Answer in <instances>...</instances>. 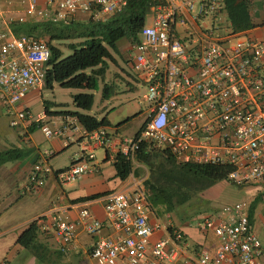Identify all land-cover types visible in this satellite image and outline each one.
<instances>
[{"label": "built area", "instance_id": "2783aa9c", "mask_svg": "<svg viewBox=\"0 0 264 264\" xmlns=\"http://www.w3.org/2000/svg\"><path fill=\"white\" fill-rule=\"evenodd\" d=\"M34 19L65 21L78 13L104 19L122 13L127 0H21ZM141 31L132 45L131 67L146 84L142 97L147 117L133 137L120 136L107 128L94 131L72 123L50 124L17 105L29 92L44 86L52 51L45 37L15 36L0 31V101L10 125L28 135L37 125L48 139L81 132V152L62 170L48 163L53 155L44 150L32 167L26 191L34 194L50 174L61 185L99 172L95 149L117 156L132 165L130 182L105 198V221L84 206L78 220H71L65 207L50 209L53 234L62 252L73 247L78 229L98 235L106 226L115 234L100 236L89 252L97 264H183L186 245L179 229L150 223L154 208L144 181L136 170L143 144L168 149L182 163L230 167L227 181L236 186L264 185V39L247 31L236 32L222 0H152ZM19 21H24L21 17ZM78 120V119H77ZM75 123V122H74ZM145 168V167H144ZM251 220L247 202L227 205L198 223L218 240L213 253L200 248L195 264H264V233ZM264 231V221L261 223ZM165 238L152 242L158 231Z\"/></svg>", "mask_w": 264, "mask_h": 264}, {"label": "crops", "instance_id": "0c3cea01", "mask_svg": "<svg viewBox=\"0 0 264 264\" xmlns=\"http://www.w3.org/2000/svg\"><path fill=\"white\" fill-rule=\"evenodd\" d=\"M252 2L254 3V0ZM257 3L264 7V0H258ZM26 7L27 4L21 0H0V31H9L14 34L11 27L13 22L19 21L21 17L24 18V21L34 19L26 12ZM77 15L79 20H85L84 16L87 13H78ZM253 22L256 27L247 32L254 38L264 39V35H261L259 31L255 33L258 28L256 22L254 20ZM261 23L264 26V18L261 19ZM119 45L120 42L117 43V47ZM132 45L129 39L127 43L120 45L122 47L120 49L125 50L126 53L129 52L128 63L130 67ZM42 90L43 87L29 92L17 107L19 109L26 108L34 115L44 116L45 121L50 122V124L73 122L81 129L84 128L76 117L63 116L60 115L62 112L51 111L50 104H45L42 100ZM45 105L48 110H46ZM110 123L111 126L107 127V130L120 135L119 127L114 126L111 121ZM139 130L131 136H120L133 137ZM80 133L73 130L68 131L67 134L48 139L37 128L23 136L20 128L11 127L10 117L0 101V152L9 149L21 151L20 159L7 162L0 167V264H97L90 257L89 252L100 236L114 235L115 232L112 229L103 226L98 235L92 236L80 228L77 231L73 247L68 252H62L53 234L48 216L52 207H65L70 219L75 221L79 218L80 209L86 206L96 218L105 221L104 204L106 196L130 182V177L121 180L116 175L113 163L107 159L106 152L99 159L96 158V163L99 165V172L97 173L84 175L81 179L67 185L59 184L54 174H50L45 185L36 193L31 194L26 191L32 167L41 159L43 151L50 150L53 152L48 163L54 172L65 169L72 159L81 152L82 138ZM98 149L100 148L95 149V154H97ZM31 155L32 161L28 162L27 158ZM144 167L143 169H145ZM139 172L137 170L135 172L137 178H147V170L142 177ZM94 195L102 196L87 199ZM187 215L189 214H184L183 219H180L174 213H163L161 210L154 209L150 216V223L159 222L170 230L173 228L181 230L186 245L183 248V253L179 256V260L183 264H195L193 261H188L187 258L195 257L200 248H206L213 253L218 240L213 232L200 230L197 226L199 222H193L190 219L191 216ZM40 218L42 220L39 221L36 245L31 249L22 247L18 243L19 236L32 222ZM166 235L165 231H158L151 238V241L156 242L165 238ZM117 264H124V262L119 261Z\"/></svg>", "mask_w": 264, "mask_h": 264}, {"label": "trees", "instance_id": "16d2710c", "mask_svg": "<svg viewBox=\"0 0 264 264\" xmlns=\"http://www.w3.org/2000/svg\"><path fill=\"white\" fill-rule=\"evenodd\" d=\"M222 1L234 31L244 32L256 27L251 15V0ZM152 4V0H127L126 9L122 13L104 19L97 20L92 15H89L88 20L32 19L13 22L11 27L15 36L29 35L49 40L52 56L47 65L45 88L53 89L54 84H59L65 89L93 91L99 87V78L105 77L107 60L116 62L112 51H118L117 43L123 38L129 39L132 44L140 41ZM62 42H68L67 46L73 50L64 59H61L63 53L59 47ZM115 92L113 85L105 84L103 98L109 99ZM74 103L79 109L89 111L94 105V95L76 94ZM45 108L48 110L46 105ZM60 115L76 117L88 131L111 126L106 117L98 120L81 112H62ZM37 128V125L30 126L28 132ZM20 154L19 149L0 152V167L20 159ZM138 161L148 170L144 184L153 208L163 213L176 211L215 183L227 180L232 171L230 167L182 163L168 149H152L146 144L139 151ZM113 166L121 180H126L132 172L131 163L122 156H117ZM100 196L94 195L87 199ZM255 210L253 204L252 221L255 219ZM40 220L32 222L19 236L18 243L22 247L31 249L36 245Z\"/></svg>", "mask_w": 264, "mask_h": 264}, {"label": "rangeland", "instance_id": "374dc122", "mask_svg": "<svg viewBox=\"0 0 264 264\" xmlns=\"http://www.w3.org/2000/svg\"><path fill=\"white\" fill-rule=\"evenodd\" d=\"M258 0H251V14L252 19L256 22L258 31L264 35V26L261 19L264 18V7L257 3ZM89 15H85L84 19L88 20ZM78 19V15L75 16ZM150 18L147 17V23ZM128 39L124 38L120 42L122 46L127 43ZM68 42L59 44L62 50V57L64 59L73 53L67 46ZM119 45L117 52L112 51L113 57L116 60H107V72L104 78H99V87L97 90H78L65 89L59 84H54L53 89H47L43 86L42 100L50 104L53 112H81L87 115L94 116L101 120L106 117L114 126L119 127L120 135L131 136L135 134L144 124L147 117L146 105L142 97L147 93L146 84L140 81L132 67L128 63V53ZM91 73V70L87 71ZM105 84L114 86L116 93L109 99L103 98V87ZM79 93H91L94 95V105L91 110L83 111L79 109L74 103V95ZM103 149H98L97 159L104 154ZM28 162L32 161V155L28 156ZM147 168H139L140 176L146 174ZM148 171V170H147ZM237 202H247L249 205L256 206V229L261 234L264 233L261 228V223L264 221V185H247L236 186L227 180L219 181L213 186L199 194L189 203L180 206L172 214L180 219H183L184 214L188 213L193 222H203L206 216L215 215L218 211L227 205H232ZM181 215V216H180ZM183 215V216H182Z\"/></svg>", "mask_w": 264, "mask_h": 264}]
</instances>
